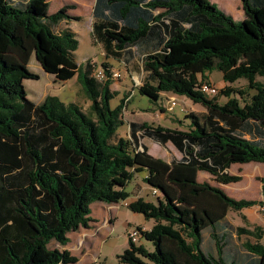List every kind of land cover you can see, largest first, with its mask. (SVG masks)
Returning a JSON list of instances; mask_svg holds the SVG:
<instances>
[{
    "label": "trees",
    "instance_id": "obj_1",
    "mask_svg": "<svg viewBox=\"0 0 264 264\" xmlns=\"http://www.w3.org/2000/svg\"><path fill=\"white\" fill-rule=\"evenodd\" d=\"M240 1L241 20L210 0L94 1L92 38L107 58L124 65L136 59L144 73L140 94L157 101L170 91L204 107L184 115L187 129L129 121L126 137L118 128L133 90L111 106L118 91L110 87V64L99 65V80L95 62H75L79 41L64 26L81 19L69 12L74 4L50 12L47 0H0V264L77 263L50 243L65 246L69 232L89 227L91 203L124 201L138 172L156 199L138 197L127 206L153 220L148 230L136 227L153 250L129 239L119 262L264 264V229L234 226L227 215L263 204L264 176L260 201L197 179L203 171L235 182L232 164L264 163V81L256 79L264 77V0ZM32 54L54 81L77 78L90 101L87 113L53 95L40 103L27 97L23 80L38 78L27 67ZM213 69L225 83L243 78L246 86L225 85L209 96L200 85ZM146 137L170 142L180 156L152 155L141 142ZM233 233L246 240L233 242Z\"/></svg>",
    "mask_w": 264,
    "mask_h": 264
},
{
    "label": "rangeland",
    "instance_id": "obj_2",
    "mask_svg": "<svg viewBox=\"0 0 264 264\" xmlns=\"http://www.w3.org/2000/svg\"><path fill=\"white\" fill-rule=\"evenodd\" d=\"M49 3V11H55L59 8L61 3L70 0H47ZM80 10L85 13L90 9V0H79ZM214 2L219 8V3L228 7L233 11L236 7V14L238 18L245 17L242 3L237 0L232 3L231 0H210ZM235 5V6H234ZM86 20L83 22H75L74 27L80 26L78 41L79 46L73 52V58L79 65H84L86 59H90L99 65L103 61L111 62L109 65L111 69L121 70L120 79L113 80L114 88L118 91L110 101L111 106L117 105L121 98L130 93L125 108L123 110V124L119 126L118 133L121 136L128 134L129 121L147 122L151 125H161L163 127L172 129H187L189 123L184 119V115L189 111L201 113L204 107L200 103H195L185 95H179L173 92H163L157 101L151 100L149 97L142 95L138 92L137 87L141 84L144 78V73L141 72L140 66L136 59H132L127 64H122L119 60L107 58L102 55L101 46L95 42L92 36L86 32ZM28 69L38 75L35 79H24L23 86L27 93V97L35 103L42 102L47 95L58 97L62 102H74L78 104L84 112H88L90 101L87 98L81 83L76 77L66 80L65 82L54 81V76L46 73L41 68L36 60L34 54L30 56L28 62ZM97 67V68H98ZM204 77L210 81L211 89L208 95L216 94V91L225 85H232L235 88H244L246 86V79H239L234 83H224L222 74L219 70L213 69L203 72ZM134 79H133V77ZM257 80L264 81V77L257 76ZM224 84V86H223ZM124 91L125 94H122ZM218 96V95H217ZM171 98H175L177 104L172 110L166 109V103ZM226 100L224 95L218 96L219 103ZM164 107L165 110H160ZM181 120V122H179ZM141 142H145L149 147L152 155L160 158H169L174 155L180 156L177 149L169 142L164 146L153 141L150 138H142ZM231 175H238L240 179L235 182L222 183L209 173L200 171L198 173V181H207L210 184L222 188L228 195L234 198H244L260 201L262 200L261 194V180L264 176V163L262 162H247L232 164L227 170ZM144 172L135 173L131 181L126 185L125 189L128 192L126 202H131L134 196L142 198L145 201H155L156 197L152 189L143 181ZM134 193H136L134 195ZM91 217L94 219L90 222L87 228H79L77 231L68 233L69 243L65 246H60L56 242H51L50 246H56L60 249H67L70 253L78 258V263L93 262L94 264H122L119 262L117 255L122 253L128 247L129 228L141 227L148 228L153 222L152 219H145L142 214L133 212L122 201L117 203H105L102 201H95L91 203ZM110 209V211H109ZM110 212V213H109ZM228 220L234 226L245 225L253 227L260 225L264 229V201L262 205H255L250 208L242 209L241 211H233L229 209ZM113 218V219H112ZM112 219V220H111ZM232 240L235 243H240L246 240L245 236H238L235 233L232 235ZM261 242L264 244V237ZM137 244H142L147 250H153V245L145 238H140Z\"/></svg>",
    "mask_w": 264,
    "mask_h": 264
},
{
    "label": "crops",
    "instance_id": "obj_3",
    "mask_svg": "<svg viewBox=\"0 0 264 264\" xmlns=\"http://www.w3.org/2000/svg\"><path fill=\"white\" fill-rule=\"evenodd\" d=\"M94 1L95 0H90V9L86 12L85 11V13H83L81 10H80V1L79 0H70V2H65L64 3V5L65 4H74V7L73 8H71V9H69V12L71 13V14H75V15H78V16H80V20H78V21H69L67 24H65L64 26H68V27H70L75 33H76V35H77V37L79 36V32H81V28H80V26H78V27H74V23L75 22H83L84 20H86V18H87V21H86V32L88 31V33L92 36V34H91V22H92V9H93V5H94ZM232 1V3L233 2H235V4H237L238 2H237V0H231ZM234 4V3H233ZM61 6L60 7H62L63 6V4L61 3L60 4ZM219 6L225 11V12H227V13H229L235 20H241V19H243V13H242V16H240V18H238V15L236 14V7L233 9V11L231 10H229L228 9V7H224V6H222L220 3H219ZM235 6V5H234ZM59 7V8H60ZM59 8H57V9H59ZM57 9H55V11L57 10ZM52 12H54V11H52ZM99 44V43H98ZM78 46H79V44H78ZM102 53V55L104 56V54H103V51L101 52ZM109 61V60H108ZM107 61V62H108ZM120 62V61H119ZM109 64H112L111 62H108ZM121 63L122 64H124V62L123 61H121ZM112 70H117V69H112ZM133 77V76H132ZM133 79H134V77H133ZM135 80V79H134ZM207 81L210 83V81L207 79ZM65 82V81H64ZM224 82V81H223ZM225 83V82H224ZM114 83H113V81H112V83H111V85H110V87H111V89H113V90H116V88H114V86L112 87V85H113ZM223 86H224V84H223ZM221 88V87H220ZM219 88V89H220ZM122 94H124V91L122 92ZM161 95H163V92L160 94V96ZM214 94H210L209 96H213ZM160 110H165V108L164 107H160ZM126 137L128 136V134L127 135H125ZM143 144H145V142H143ZM146 145V144H145ZM147 146V148H148V151H149V147H148V145H146ZM150 152V151H149ZM175 157H179V156H176V155H174ZM170 158L171 157H169V158H162V159H164V160H166V161H169L170 160ZM136 193H134V195H135ZM134 199L132 200V201H134V200H136L137 198H138V195L137 196H134L133 197ZM126 200V199H125ZM122 201V202H126V201ZM130 202V201H129ZM127 204H128V202H126ZM112 204V203H111ZM109 211H110V209H109ZM110 213V212H109ZM113 219V218H112ZM111 219V220H112ZM153 225V222L149 225V227L148 228H143L144 230H148V229H150V227ZM69 243V242H68ZM79 262V261H78ZM75 263V264H79V263Z\"/></svg>",
    "mask_w": 264,
    "mask_h": 264
},
{
    "label": "built area",
    "instance_id": "obj_4",
    "mask_svg": "<svg viewBox=\"0 0 264 264\" xmlns=\"http://www.w3.org/2000/svg\"><path fill=\"white\" fill-rule=\"evenodd\" d=\"M94 75L97 79L99 80H103L105 79V73L103 71V69L101 67H98L95 69L94 71ZM112 78H114V80L120 79L121 77V71L120 70H113L112 74H111ZM211 89V85L209 82H202L200 85V90L202 92H205L208 94V92ZM177 104V101L175 98H171L170 101L168 103H166V109L167 110H172L173 107ZM153 193H155V190H152ZM125 205H127L126 202H123ZM128 238L132 241V242H137L139 239V230L134 227V228H129L128 230Z\"/></svg>",
    "mask_w": 264,
    "mask_h": 264
}]
</instances>
